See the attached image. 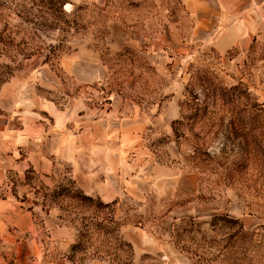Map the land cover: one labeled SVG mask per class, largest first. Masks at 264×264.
I'll use <instances>...</instances> for the list:
<instances>
[{
  "label": "rangeland",
  "instance_id": "374dc122",
  "mask_svg": "<svg viewBox=\"0 0 264 264\" xmlns=\"http://www.w3.org/2000/svg\"><path fill=\"white\" fill-rule=\"evenodd\" d=\"M193 25L178 0H0V88L88 130L77 163L0 139V264H264V36L220 55Z\"/></svg>",
  "mask_w": 264,
  "mask_h": 264
},
{
  "label": "crops",
  "instance_id": "0c3cea01",
  "mask_svg": "<svg viewBox=\"0 0 264 264\" xmlns=\"http://www.w3.org/2000/svg\"><path fill=\"white\" fill-rule=\"evenodd\" d=\"M78 2H102L103 0H70ZM159 0H156V2ZM186 13L194 20L191 35L200 41H209L220 55L231 51L247 52L260 36H264V0H178ZM24 91L16 80L5 83L0 88V109H10L8 100L13 99L12 108L17 109L16 116L0 113V139L7 143L23 147L33 141L46 139L57 141L50 154L62 156L63 162L77 163L78 157L88 156V130L83 125L85 118H79L80 130L73 131L67 125L48 129L37 123L41 115L32 99H24ZM84 128V130H83ZM40 144V143H39ZM38 144V146H39ZM37 145V143H36ZM33 150V162L48 163L47 153L41 146ZM60 161V160H59ZM7 203L0 201V231L3 229V213Z\"/></svg>",
  "mask_w": 264,
  "mask_h": 264
},
{
  "label": "trees",
  "instance_id": "16d2710c",
  "mask_svg": "<svg viewBox=\"0 0 264 264\" xmlns=\"http://www.w3.org/2000/svg\"><path fill=\"white\" fill-rule=\"evenodd\" d=\"M254 110H257L258 113H261L262 115V121H261V126H260V131H261V144H264V104H255L254 105ZM251 154V152H250ZM250 156V155H249ZM248 156V159H249Z\"/></svg>",
  "mask_w": 264,
  "mask_h": 264
}]
</instances>
